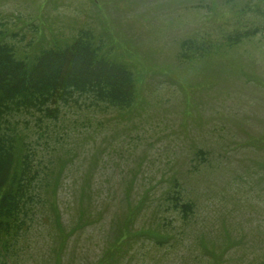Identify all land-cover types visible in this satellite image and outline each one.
<instances>
[{
    "label": "rangeland",
    "instance_id": "1",
    "mask_svg": "<svg viewBox=\"0 0 264 264\" xmlns=\"http://www.w3.org/2000/svg\"><path fill=\"white\" fill-rule=\"evenodd\" d=\"M0 17L113 38L145 79L131 110L83 97L35 140L41 175L65 163L64 235L41 207L8 264H98L114 245L111 264H264V0H0Z\"/></svg>",
    "mask_w": 264,
    "mask_h": 264
},
{
    "label": "trees",
    "instance_id": "2",
    "mask_svg": "<svg viewBox=\"0 0 264 264\" xmlns=\"http://www.w3.org/2000/svg\"><path fill=\"white\" fill-rule=\"evenodd\" d=\"M16 22H22L15 17ZM33 23V22H32ZM0 17V260L19 258L23 252L20 241L36 222L38 210L51 203L55 225L64 235L59 211L54 204L65 163L55 172L41 175L37 161L38 141L46 135L49 125L58 122L66 109H80L82 98L92 96L95 105H104L120 113L132 109V95L140 92L144 73L133 62H125L119 43L113 38L104 42V35L90 29H79L75 37L61 39L43 21L27 29L29 36L8 27ZM47 32V34H46ZM246 31L232 39L237 44L256 35ZM49 42L48 40H50ZM118 44V45H115ZM114 49L118 52L113 54ZM40 131V136L37 132ZM40 152V151H39ZM202 155H205L203 153ZM45 191L49 200L37 195ZM185 220L192 206L174 201ZM55 207V208H54ZM133 214L131 213L130 217ZM66 240L65 238L63 241ZM123 243L122 236L117 244ZM117 245L107 249L98 264H111ZM7 261V260H6ZM60 263L56 254L55 264ZM113 263V262H112ZM8 264V261H7Z\"/></svg>",
    "mask_w": 264,
    "mask_h": 264
}]
</instances>
